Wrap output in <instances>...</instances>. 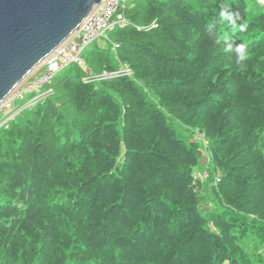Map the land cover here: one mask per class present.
Listing matches in <instances>:
<instances>
[{"label":"trees","instance_id":"1","mask_svg":"<svg viewBox=\"0 0 264 264\" xmlns=\"http://www.w3.org/2000/svg\"><path fill=\"white\" fill-rule=\"evenodd\" d=\"M121 10L82 57L132 76L68 65L0 125V264H264V2Z\"/></svg>","mask_w":264,"mask_h":264},{"label":"water","instance_id":"2","mask_svg":"<svg viewBox=\"0 0 264 264\" xmlns=\"http://www.w3.org/2000/svg\"><path fill=\"white\" fill-rule=\"evenodd\" d=\"M102 0H0V103Z\"/></svg>","mask_w":264,"mask_h":264},{"label":"built area","instance_id":"3","mask_svg":"<svg viewBox=\"0 0 264 264\" xmlns=\"http://www.w3.org/2000/svg\"><path fill=\"white\" fill-rule=\"evenodd\" d=\"M264 2V0H261ZM123 0H102L88 14L73 35L55 48L28 76L23 80L0 104L10 105L7 100L20 94L36 93L31 98V103L50 94V90L42 91L43 86L53 76L68 65L76 64L87 71L86 80L111 78L117 76H132V71L126 66H121L114 71H103L100 74L91 73L82 57L83 50L98 39L108 38V33L130 24V20L121 10ZM16 92L14 93V91ZM41 90V91H40ZM14 93V94H13Z\"/></svg>","mask_w":264,"mask_h":264},{"label":"rangeland","instance_id":"4","mask_svg":"<svg viewBox=\"0 0 264 264\" xmlns=\"http://www.w3.org/2000/svg\"><path fill=\"white\" fill-rule=\"evenodd\" d=\"M124 1H128V0H124ZM107 42H108V39H106V38H102V39H98L97 40L98 45L101 46V47H106ZM28 76L25 79H27ZM42 91L44 92L45 90L42 88ZM15 92H16V90L14 91V93ZM31 94L32 93L20 94V95H18L15 98L14 97L12 98V95H11L7 99V100L11 99L9 106H5V102L0 104V125L3 124L4 122H6L12 116H14L16 113H18L21 109H23L24 107L29 105V103L32 101L31 100L32 98L31 97L28 98V95H31ZM34 94L36 95L37 92L34 93ZM192 138L193 139H198L199 143H201V144L205 142L204 138H202V135H200L198 132L193 134ZM200 147L202 149V156H201L199 164L197 165V168H198V174L201 176V178L203 180V179L207 178V171L205 169H206V166H207V163H208V152L205 151L204 146L201 145ZM219 180H220V174L217 173L215 175L214 182L216 183V181H219ZM209 190L211 192V188ZM210 192H209V194H211ZM208 201L209 200L206 199L205 201L202 202V204L206 207L207 205H209Z\"/></svg>","mask_w":264,"mask_h":264}]
</instances>
